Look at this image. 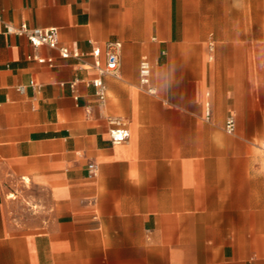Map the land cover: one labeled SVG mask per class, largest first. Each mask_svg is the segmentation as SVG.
I'll return each instance as SVG.
<instances>
[{"label":"crops","instance_id":"obj_1","mask_svg":"<svg viewBox=\"0 0 264 264\" xmlns=\"http://www.w3.org/2000/svg\"><path fill=\"white\" fill-rule=\"evenodd\" d=\"M0 16L80 54L0 27V264H264V0H0ZM110 41L100 105L85 83Z\"/></svg>","mask_w":264,"mask_h":264},{"label":"built area","instance_id":"obj_2","mask_svg":"<svg viewBox=\"0 0 264 264\" xmlns=\"http://www.w3.org/2000/svg\"><path fill=\"white\" fill-rule=\"evenodd\" d=\"M0 27L3 29L5 35H13L16 37L24 38L28 41L31 47L35 50L41 47H47L52 50H56L62 59L74 58L79 60L80 54L76 49H70L66 46L59 44V33L57 28L41 29V28H30L26 23H20L19 25H13L2 19L0 16ZM121 43L119 41H110L106 43L104 47V64H101L98 60L94 63L93 68L96 71V77L85 84L94 89L95 96L100 105H103L106 100V86L104 83L105 77L118 78L119 68H120V53H121ZM209 57L208 60L213 59L214 43L211 41L207 46ZM101 51L98 47L93 49V56L98 58ZM28 61H35L39 64L53 65V60L51 58H43L37 55L27 56ZM151 64L148 60L142 59L139 62L138 67V77L139 85L141 89L147 93L154 95L155 89H153L151 84ZM77 84V81H73L69 84V87L73 90ZM30 86L35 87L34 81L30 82ZM24 87H18L20 93L24 92ZM208 97V95H206ZM211 119V105L209 101L204 103V120L210 121ZM107 122L109 125L108 136L113 145H119L124 143L129 136L128 130L126 128V122L120 117H107ZM236 122L233 116H229L225 122V131L228 134L235 132ZM260 148L264 151V143L261 144ZM97 175V166L94 162H89L87 165V178L92 179ZM31 210L35 211L36 206H31Z\"/></svg>","mask_w":264,"mask_h":264},{"label":"rangeland","instance_id":"obj_3","mask_svg":"<svg viewBox=\"0 0 264 264\" xmlns=\"http://www.w3.org/2000/svg\"><path fill=\"white\" fill-rule=\"evenodd\" d=\"M28 207H30V206H28ZM32 212V211H31Z\"/></svg>","mask_w":264,"mask_h":264}]
</instances>
